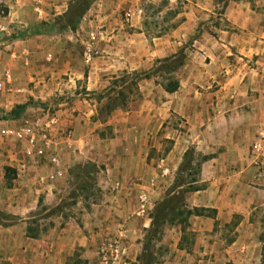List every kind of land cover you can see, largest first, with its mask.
<instances>
[{
	"label": "crops",
	"instance_id": "crops-1",
	"mask_svg": "<svg viewBox=\"0 0 264 264\" xmlns=\"http://www.w3.org/2000/svg\"><path fill=\"white\" fill-rule=\"evenodd\" d=\"M1 1L18 11L16 4L24 0ZM257 1L264 5V0ZM93 2L87 12L104 4ZM251 3L227 0L222 16L236 31L219 30L216 39L204 31L205 42L198 39L194 58H186L175 73V91L165 92L154 77L137 83L141 99L117 122L124 134L98 139L84 130L87 124L84 119L80 122V116L56 115L54 135L60 156L53 179L46 178L51 171L45 164L27 161L25 172H16L23 159L22 145L5 139L1 132L22 116L0 120V264H97L98 247L120 226L127 236L121 264L134 261L142 232L149 229V211L172 185L187 149L208 157L200 163L198 189L184 192L183 200L187 208L213 212L189 215L167 229L175 232L174 247L181 231L192 234L188 252L175 249L186 254L181 264H257L264 232V153L257 156L252 144L264 133V10L260 13ZM201 9L200 0L191 3L173 34L191 31ZM38 10L45 12L41 6ZM138 12L128 8V19L138 17ZM141 35L136 30L122 35L126 57L123 61L106 57L105 63L113 69L148 70L154 57L168 56L178 45L174 40L171 47L168 38L158 36L154 46L146 47ZM99 46L109 52L117 48L112 43ZM196 54L210 60L200 63ZM231 54L233 61L226 58ZM95 68V62L90 64L88 87L96 84ZM171 116L179 117L184 133L168 126ZM65 128L71 130L68 139L60 131ZM165 139L171 140L170 147L152 159L151 152L158 151ZM86 160L99 167V197L86 204L74 202L75 211H50L59 207L68 168ZM140 195L148 200L143 215L136 214ZM39 207H44L45 214L36 217ZM215 225L218 231L231 230L225 243L215 245L212 240Z\"/></svg>",
	"mask_w": 264,
	"mask_h": 264
},
{
	"label": "rangeland",
	"instance_id": "rangeland-1",
	"mask_svg": "<svg viewBox=\"0 0 264 264\" xmlns=\"http://www.w3.org/2000/svg\"><path fill=\"white\" fill-rule=\"evenodd\" d=\"M70 1L24 0L16 4L20 8L17 11L7 7L9 2L0 0V77L5 69H8L12 74L9 88L0 91V120H4L9 110L16 104H25L26 107L20 114L22 117L19 120L35 116L43 117L46 114H55L58 118H66L68 112L74 117L80 116V122L84 119L87 124L84 125V130L98 139H109L120 132L124 134L125 130H119L117 122L126 117L125 112L133 102L141 99L137 83L143 78L138 80L136 78L148 73L158 83L162 81L159 75L163 78L168 76L176 79L175 73L179 67L175 71L163 74L162 71L155 70L158 66L155 60L161 58L154 57L148 70H130L123 67L113 69V66L106 64L105 60L106 57H111L112 60H124L127 45L121 44L124 41L122 35L132 33L133 30L141 32L140 40L142 43L145 41L146 47L154 46L157 42L155 38L158 36L168 38L171 41V47L174 40L178 41L173 53L182 48L185 60L194 58L193 53L196 51L198 39L205 42L204 31H207L208 35L215 39L221 35L219 30L236 31L222 16L225 0H208V2L200 0L202 9L193 29L177 34H173L172 31L183 20L184 17L181 13L187 10L191 3H195V0H102L105 5L95 7L94 11H92L93 9L89 12L86 11L74 29L51 31L41 34L39 39H33L36 35H30V27L34 23L51 21L55 16L61 15ZM251 1V4L256 6L257 10H261L260 13H263V2ZM36 5L44 8L45 12L37 13L34 10ZM54 5L58 8L53 9ZM130 7L139 10V16L131 20L126 14ZM91 31L95 32L98 38L96 43L98 55L90 63L95 62L96 65L94 87L87 86V82L90 80L88 77L90 64L85 65L81 60L82 42L86 40L87 34ZM20 32L22 36L19 38L17 35ZM111 43L117 45V48L111 49L112 52H109V48L106 51L99 46L100 44L110 46ZM146 47L144 46V49ZM15 52L22 54L19 57L12 56V53ZM198 58L200 63L210 60L209 57L198 56ZM226 58L229 61L235 60L232 54L227 55ZM24 60L26 64L23 63ZM71 108L74 110L69 111ZM168 121V126H175L178 132H185V125L179 117L171 116ZM4 138L14 141L5 136ZM7 145L13 146L12 143H7ZM170 145V139L163 140L159 150L151 152L152 159H157ZM14 148L16 151L17 145H14ZM57 152L59 154V151ZM192 155V161L195 162L198 157ZM43 163L39 161L36 165ZM98 171L99 167L88 160L78 161L70 166L63 184L65 188L62 185V191L58 196V210L60 209L64 213L75 211L77 206L74 205V202L84 201L86 204V202L96 200L99 197ZM43 209L44 207L37 208L34 215L42 216L45 214ZM50 211L54 212L56 209L53 208ZM171 226L177 227L178 223L164 225L158 236L148 242L147 251H150L153 257L152 264L186 262V254L180 255L175 250L179 249L177 245L174 247L173 244L175 232L167 231ZM214 229L212 240L215 241V245H219L220 242L225 243L223 240L228 237L231 230L228 232L218 231L219 227L216 225L213 227ZM146 234V231L142 232L140 251ZM191 240L190 235L182 242L180 249L188 252L191 248ZM260 255L257 264L261 262Z\"/></svg>",
	"mask_w": 264,
	"mask_h": 264
},
{
	"label": "trees",
	"instance_id": "trees-1",
	"mask_svg": "<svg viewBox=\"0 0 264 264\" xmlns=\"http://www.w3.org/2000/svg\"><path fill=\"white\" fill-rule=\"evenodd\" d=\"M95 0H71L65 9V11L58 16H55L51 21H40L34 23L30 28V35H41L47 34L51 31H61L65 29H74L79 19L87 11L91 3ZM227 0L224 2L226 3ZM224 3V4H225ZM224 6V5H223ZM20 32L17 37H21ZM184 60V54L182 48L178 49L175 53L170 54L161 59H156L157 67L155 70L162 71L163 74L175 71L180 67ZM155 71V72H157ZM151 74H142L141 77L136 78H148ZM162 81L159 82L160 86L165 92H173L178 87V82L175 78H170L166 76L163 78L159 75ZM133 80L134 82L136 81ZM25 104H16L9 110L6 114L5 119H16L24 111ZM198 157V159L193 162V155ZM208 156L201 155L193 152L191 149L184 151L181 161L177 167L175 175L173 177L172 185L166 189L164 195L157 200L151 211L149 212V229L146 231V236L141 247L140 253L136 256L132 264H152L153 257L150 251L148 252V242L153 238L157 237L160 233L162 227L166 224H179L186 220L189 215H202L207 213L212 214L213 210H205L204 208H187L183 200V193L187 191H192L198 189V185L195 183L197 181V176L199 173L200 163L205 160ZM86 173V172H85ZM86 177V176H84ZM54 209H58L56 206ZM192 234L188 231H181L179 240L177 243V248L182 247V242L187 239L188 236ZM261 245V262L264 264V232L260 235Z\"/></svg>",
	"mask_w": 264,
	"mask_h": 264
},
{
	"label": "built area",
	"instance_id": "built-area-1",
	"mask_svg": "<svg viewBox=\"0 0 264 264\" xmlns=\"http://www.w3.org/2000/svg\"><path fill=\"white\" fill-rule=\"evenodd\" d=\"M38 5L34 10L38 12ZM97 34L89 32L86 40L82 42L81 60L83 64L88 65L98 55ZM13 56V55H12ZM26 64V61H23ZM12 81V74L8 69L3 70L0 77V91L9 88ZM58 125V118L55 114H46L43 117L35 116L30 119H22L18 122L5 127L2 135L19 142L22 145L23 159L18 162L16 172L23 174L26 169V163L29 161L36 164L39 161L44 162L50 168L51 173L47 179H53L57 175L59 167V154L56 149V137L54 130ZM62 131L63 136L68 139L71 130L65 128ZM252 150L259 156L264 153V133L258 135V139L252 144ZM148 200L145 195L138 197L137 215L146 214L148 211ZM126 229L124 226L118 227L112 234L108 242H104L97 249V264H121L124 255V242L126 240Z\"/></svg>",
	"mask_w": 264,
	"mask_h": 264
}]
</instances>
